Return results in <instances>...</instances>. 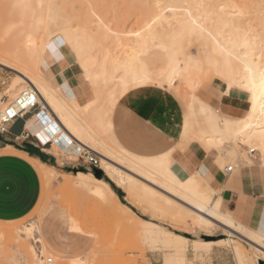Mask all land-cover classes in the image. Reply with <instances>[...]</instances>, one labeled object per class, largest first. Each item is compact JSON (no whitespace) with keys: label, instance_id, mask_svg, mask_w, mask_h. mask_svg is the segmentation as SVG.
I'll return each instance as SVG.
<instances>
[{"label":"rangeland","instance_id":"1","mask_svg":"<svg viewBox=\"0 0 264 264\" xmlns=\"http://www.w3.org/2000/svg\"><path fill=\"white\" fill-rule=\"evenodd\" d=\"M14 1L0 0V33L8 31L6 43L9 49L13 48L17 43L16 40L21 37L20 31L24 30L27 25V20L21 19L18 9L14 6ZM55 1L63 10L61 17L64 18L58 24L62 28L61 30H58L60 27H57V25L52 26L50 29L54 40L59 45L58 47L55 45L56 47L51 50V54L55 55L56 58L70 56L76 63L73 59L74 45L72 37L80 27L79 25H83L82 27L88 29L92 27L91 34L97 42L92 49L93 55L102 53L100 51L104 48L115 49V51L117 50L120 53V49L116 48V45H132V42L137 39V34H143L141 31L146 32L144 30H147V28L143 26L148 27L150 21H155L153 19L161 13L158 18L163 17L165 19L164 21L161 20L164 22L162 23L163 27L162 25L156 27V32L148 30L155 35L158 31L157 35L159 37L156 36L161 41L165 38L162 42L166 43V46H172L173 49L180 48L178 50H182L183 54L192 55L198 59L199 63L195 67V71L204 81H207L203 82L199 88L198 93L202 100L199 99L198 101L208 103V100L213 99L212 105L218 106V108H212L209 111L202 106V116L188 128L186 136L182 139L185 142L179 143L177 141L174 146H170L157 154L149 155L153 156V160L170 159L172 161L174 158L178 160L179 156L187 148L194 146H199L205 151L202 146L204 144L203 141L198 138V132L208 131L212 125L211 116L213 114L217 115V117L225 114V111L220 107L221 103L237 107L242 104L243 96L226 94L221 89L223 85H218V83L225 80L222 69H217V73H212V76L202 75L206 74L207 68L204 64L200 66L201 62L205 63L204 52L201 50L204 49L207 52L210 50V45L205 42V39H202L196 33L184 29L180 31V35L176 38V44H170L172 31L179 29L175 15L178 19L182 11L185 10V5L181 4V0H172V3L171 0H161L162 5L160 4L159 12L155 10L157 8L152 0ZM243 2L244 4L245 2L249 4V6L250 3L252 4L249 0H242L241 3ZM254 5L256 6L254 3L251 5L253 9ZM152 7H154V10ZM252 10L249 13L252 23H255V26L257 25V29L260 27L264 28L263 14L260 13L262 19L258 18L260 17V9H256V11L254 9L253 13ZM174 12L175 15L173 14ZM255 16L259 22L255 21ZM20 19L21 24H19ZM262 20L263 22H260ZM165 22H168L170 27ZM258 23H261L259 24L260 27H258ZM153 24L152 22L150 26ZM147 32L145 33L146 35ZM262 32L261 35L257 34V40L260 42L264 41L262 40L264 38ZM16 36L18 39H16ZM165 36L168 37V40ZM69 39L70 42L65 41ZM258 41L257 44L259 45L256 52L258 47L262 45L263 48L261 49L260 47L262 51L260 53L259 49L257 55L259 53L258 56H261L262 58L260 59L263 61L264 42L261 44ZM155 45L151 46L152 48L147 51L146 63L150 71H156V69L161 68L160 65L164 66L165 60H167L165 53L162 50L160 51ZM157 53L160 54L157 55ZM217 62L220 63V60H217ZM75 65L78 68L77 63ZM17 76L18 74L14 70L0 66V102L5 105L12 102L10 94L7 93H11L12 89L10 88L15 84L14 82L19 81ZM45 79L48 80L47 78ZM87 86L91 97L98 95L97 101L90 105L89 108H83L79 112L80 118L91 126V129L95 130L98 138H101V142L109 149L114 150V152L117 150V153L122 151L125 155L140 156V154L120 145L115 139L112 116L117 102H113V104L107 98V91L111 90L112 86L106 89L104 85L97 87L92 84L96 90L94 87L92 88L90 83H87ZM101 86L103 87L101 88ZM57 90L58 95H60V89L58 88ZM165 90L171 92L180 101L181 105L183 102L187 103L190 101L188 99L189 96L184 94V88L180 85L175 87L174 91ZM92 93H95V95ZM60 96L63 97L62 94ZM200 102L199 106L201 105ZM240 115H243V112ZM109 122L111 125L110 129L105 127V124ZM98 125L100 126L98 127ZM251 144L256 146L254 143H250V145L244 144L246 147L241 149L244 151V155L240 158L235 154L229 153V151L233 150L232 145L234 144H224L219 148L220 150L213 151L217 155V164L221 171L225 172L227 166H232L235 170L244 166L256 172L261 170L264 179L263 146H257V148L262 150V154L256 149L252 159H250L248 151L252 148ZM236 148L239 150L240 145H236ZM97 151H99V148ZM52 153L57 156L60 165L64 164V158H66L67 162H74L78 157L77 154L76 158H73L71 153L67 157H63L64 154L58 148L53 149ZM3 154L21 156L35 167L41 180V194L39 202L27 217L12 222L0 221V264H43V259L46 258H52L53 264H56V256H61L65 259L78 257L83 259L84 264H154V262L158 264H211L210 256H219L222 251L228 252V256L233 254L232 256H235L236 260L233 259L229 262L225 258L222 261L219 258L217 262L219 261L220 264H257L254 257L258 258V256L260 257L258 258L259 262L264 264V236L260 235L261 237H258L252 233H256L253 230L237 227L238 231H229L232 242L227 244L223 241L227 238V230L222 225L216 222L209 224L203 219L198 221L195 214L182 201L164 193L167 195L166 197L159 192L158 188V192L150 188L158 196H155L156 199L149 195L143 197L144 193L139 188L128 189L123 185H116L115 179L113 180L101 167L98 169L103 172L104 178L93 180L92 170L88 167H82L83 172L80 169L81 165L69 170V172H61L43 164L36 158L28 156L26 153L16 151L9 145H7ZM97 157L100 161L98 155ZM112 160L116 162L115 158ZM218 160L222 162V165H219ZM127 167L130 168L129 166ZM126 169L122 170L128 173ZM132 171L134 172L133 169H131ZM137 183L139 184V182ZM158 186L161 188L160 185ZM118 191L122 192L123 195L118 194ZM160 197L161 199H159ZM29 224L37 229L36 231H38L41 240L45 244V250L40 244L35 243L31 236L21 230ZM73 227H76L77 230H74ZM248 240L258 244L261 248H258L259 250L256 249V246ZM62 263L69 264L67 261Z\"/></svg>","mask_w":264,"mask_h":264},{"label":"bare ground","instance_id":"2","mask_svg":"<svg viewBox=\"0 0 264 264\" xmlns=\"http://www.w3.org/2000/svg\"><path fill=\"white\" fill-rule=\"evenodd\" d=\"M162 1L152 0L155 3L154 5H156V11L161 8ZM181 1V4L185 5V10L182 11L178 19L175 12L173 13L179 29L172 31V41L170 44H176V38L180 35V31L184 29L196 33L202 39H205V42H208L210 45V50L209 52L204 51V49L201 50L204 52L205 64H207L206 74H201L208 77L212 73H217V69H222L225 80L218 83V85H223L221 89L226 94L243 96V102L238 106L245 110L240 117L228 116L226 114L217 117V115L213 114L211 116L212 125L208 131L198 132L199 140L203 141L204 145L215 148H220L224 144H234L232 145L233 150L229 151V153L235 154L239 158L244 155V151L241 150L242 147H246L244 144L250 145V143H254L256 146L251 144L252 148L250 150L256 151L257 149L262 154V150L257 148V146H263L262 149H264V60L260 59L262 57L258 56L259 53L257 55V52L260 47L261 49L263 48L261 44L264 41H258L257 34L261 35L264 28L260 27L259 24L261 23H258V27L260 28L257 29V25L255 26V23H252L249 13L253 9L251 5L254 3L257 6L255 8L256 6L254 5L255 11L256 9H260L261 12L259 14L262 13L264 16V0H249L252 2L250 6L246 2L245 4L244 2L241 3L242 0ZM14 6L18 9L21 19L27 20V25L24 30L20 31L21 37H19V40H16L17 43L11 49L7 48L6 43L8 31L0 33V66L14 70L18 74L19 81L14 82L15 84L10 88L12 89V91L10 90L11 93H7L10 94L12 102L17 99L23 90L31 86L37 90L42 105L50 108L56 116V122L51 119L53 114L51 116L48 115L49 119H51L49 123L29 122L31 130L42 143H46L47 141L52 142L64 154L63 157H67L71 153L72 157L76 158V155L81 150L96 153L101 161L100 167L113 180L115 179L116 185H123L128 189L139 188L144 193H142L143 197L149 195L152 198L154 197L153 199H156V194L152 190L154 189L158 192V188L161 194H167L172 198L182 201L195 214L198 221L203 219L209 224L216 222L222 225L227 230V238L223 240L227 244L232 242L229 231L236 232L238 231L237 227L246 229L236 223L234 219L226 217L221 213L220 196L214 198L218 193L209 189L204 181L200 177L195 176V173L191 172V169L186 165L177 163L175 160L170 161V159H159L151 162L141 156L125 155L122 151V154L120 152L117 153V150L114 152V150L109 149L103 144L102 140H100L101 138L99 139L95 133V130L91 129V126L85 123L80 118L81 116H79V112L83 108L87 109L97 101L98 95L90 97L81 106L76 99L70 102L61 97V94L58 95V88L53 87L44 77L47 60L52 56L51 50L57 45L50 29L55 25L60 27L58 24L61 19H64L61 17L63 10L57 5L55 0H15ZM152 8L154 10V7ZM158 17L152 18L155 20L150 21V25L152 22L154 23L152 26L143 27L156 32V27L161 26L164 23L162 21L165 20L163 17ZM258 18L262 19L261 14ZM258 18L256 19L255 16V21L259 22ZM21 19L19 24L22 23ZM175 20L173 21L175 22ZM260 22H263V20ZM165 23L170 27L168 22ZM79 26L77 32L72 37L74 45L73 59L80 70L78 79L86 85L87 83H90L91 86L92 84L96 85L97 87L104 85L106 89L112 86V89L107 91V98L112 103L118 102L127 92L139 88L153 86L174 91L175 87L182 86L184 94L189 96L188 99L190 101L187 103L183 102L182 104L183 115L179 127H169V132L175 133L178 140L183 139L187 134L188 128L201 118L203 113L202 106L209 111L212 110L213 107L207 102L198 101L199 99L202 100L198 93L199 88L203 82H207L195 71V67L199 63L198 59L195 56L183 54L182 50H178L180 48L173 49L172 46H166V43L162 42L165 38L162 41L158 38V31L156 33L157 37L149 30L148 32L144 30L147 32L146 35V32L144 33L140 29L143 34H137V39L132 42V45H116V48L120 49V53L117 50L116 53L115 49L104 48L100 51L102 53L93 55L92 49L97 42L91 34L92 27L88 29L82 27L83 25ZM61 29L60 27L58 30ZM262 34H264V31ZM166 39L168 40V37ZM65 41L70 42V39ZM257 41L261 43V46L258 47V51L256 52L259 45ZM154 44H156L155 46L160 51L162 50L165 53L167 60H165L164 66L160 65L161 68L156 69V71H150L146 63L147 51ZM63 57L61 56L58 59L61 60ZM217 60H220V63ZM93 87L96 90L95 86ZM199 102L201 103L200 106L198 105ZM4 106L6 105L0 102V108ZM110 126V122L105 124L106 128ZM236 145H240L239 150L236 148ZM98 148L99 151H97ZM262 156L264 158V153ZM248 157L252 159L253 156L251 157L249 154ZM113 158L116 159V162L112 160ZM122 169H126L128 173ZM131 169L134 172H131ZM92 179L98 180L93 175ZM167 195L165 196L167 197ZM143 197L142 199H144ZM170 197L168 198L171 199ZM21 230L31 236L35 243L41 245L38 231H36L37 229L33 225H26ZM252 233L258 237L260 236L254 232ZM248 241L255 245L256 249L261 248L253 241ZM70 264L84 263L82 260H77L70 262Z\"/></svg>","mask_w":264,"mask_h":264},{"label":"crops","instance_id":"3","mask_svg":"<svg viewBox=\"0 0 264 264\" xmlns=\"http://www.w3.org/2000/svg\"><path fill=\"white\" fill-rule=\"evenodd\" d=\"M63 58L59 60L55 55L50 56L44 76L53 87L60 89L67 101L71 102L76 99L83 106L91 97L89 88L78 79L80 71L70 56ZM203 64L207 68V65L201 62V65ZM218 100L220 99L218 98ZM212 101L213 99L208 100V104L213 108H218V106L212 105ZM41 107L31 110L24 118L8 125V133L0 136L1 222H12L27 217L39 202L41 194V180L35 167L21 156L3 154L7 145L61 172H69L81 165L77 160L67 162L66 158H64V164L60 165L57 156L52 153L53 149H57V146L51 144L50 141L42 143L31 130L29 122L38 121L44 124L49 123L51 119L56 122V116L51 109ZM220 107L228 116L240 117L242 116L241 112H244L242 108L228 104L221 103ZM48 115H52L51 119ZM182 115L183 108L180 101L165 89L149 86L131 90L116 104L112 116L113 134L120 145L140 154L148 161L154 162L159 159L153 160V156L149 155L162 152L170 146H174L177 141L185 142L182 139L178 140L175 133L169 132V127H179ZM42 118H45L44 121ZM27 146L37 149L38 153L31 155L33 152H27ZM202 146L206 152L199 146L189 147L179 156L178 160L175 158L173 160L186 165L191 169V172L195 173V176L204 181L209 189L218 193L216 197L220 196L222 214L234 219L243 227L264 236V179L261 170L256 172L243 166L226 174L221 171L217 164V155L213 153L220 149L204 144ZM92 153L97 156L96 153ZM39 154L45 155V158L42 159ZM218 163L222 165V162ZM73 229L77 230L76 227ZM38 237L40 238L39 234ZM40 241L45 250V244L41 238ZM232 255L228 256V252L222 251L219 256H210L211 264H220L219 261L217 262L219 258L221 261L225 258L230 262L235 259V256ZM258 258L260 257L258 256ZM77 260L83 261L78 257L72 259L55 257L56 264H63L64 261L70 264ZM154 264L158 263L154 262Z\"/></svg>","mask_w":264,"mask_h":264},{"label":"built area","instance_id":"4","mask_svg":"<svg viewBox=\"0 0 264 264\" xmlns=\"http://www.w3.org/2000/svg\"><path fill=\"white\" fill-rule=\"evenodd\" d=\"M45 108L42 105L39 94L34 87L28 86L23 90L14 102L6 104V106L0 108V136L8 133V125L12 124L16 120L24 118L31 110L35 108ZM53 144L52 142H50ZM48 143V144H50ZM255 150H250L249 154L252 157ZM81 163V167H88L90 170L93 168H100V161L91 151L81 150L78 152L76 159ZM235 170L232 166H227L225 172L231 173ZM43 264H53L52 258L43 259Z\"/></svg>","mask_w":264,"mask_h":264},{"label":"water","instance_id":"5","mask_svg":"<svg viewBox=\"0 0 264 264\" xmlns=\"http://www.w3.org/2000/svg\"><path fill=\"white\" fill-rule=\"evenodd\" d=\"M0 140H1V137H0ZM26 151H27V152L38 153V150H37V149H32V148H30L29 146L26 147ZM39 156H40L42 159L45 158V155H43V154H39ZM80 169H81L82 172L84 171L82 167H81ZM92 173H93L94 177L97 178V179L104 178V176H103V172H102L100 169L93 168V169H92ZM105 180H107V178H105ZM119 194H120L121 196L123 195L122 192H119ZM121 200H122V197H121ZM254 258H255L257 264H262L261 262H259V259H258L257 257H254Z\"/></svg>","mask_w":264,"mask_h":264},{"label":"trees","instance_id":"6","mask_svg":"<svg viewBox=\"0 0 264 264\" xmlns=\"http://www.w3.org/2000/svg\"><path fill=\"white\" fill-rule=\"evenodd\" d=\"M31 155H35L34 153H31ZM118 194H119V191H118Z\"/></svg>","mask_w":264,"mask_h":264}]
</instances>
